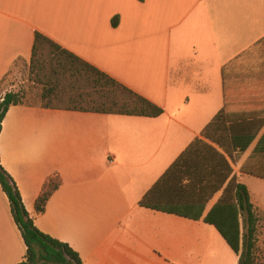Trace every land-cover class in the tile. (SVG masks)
Masks as SVG:
<instances>
[{
	"label": "crops",
	"instance_id": "1",
	"mask_svg": "<svg viewBox=\"0 0 264 264\" xmlns=\"http://www.w3.org/2000/svg\"><path fill=\"white\" fill-rule=\"evenodd\" d=\"M37 33L164 114L11 106L1 163L36 227L84 264H239L214 226L140 203L182 158L178 173L193 177L183 186L218 190L205 216L234 195L232 180L264 213V175L253 174L264 172L255 157L264 127L243 153L231 141L243 122H264V0H0V84L17 65L30 67ZM224 109L230 120L213 124ZM56 175L62 185L39 213ZM173 191L165 201L178 203ZM26 253L0 184V264Z\"/></svg>",
	"mask_w": 264,
	"mask_h": 264
},
{
	"label": "trees",
	"instance_id": "2",
	"mask_svg": "<svg viewBox=\"0 0 264 264\" xmlns=\"http://www.w3.org/2000/svg\"><path fill=\"white\" fill-rule=\"evenodd\" d=\"M113 25H118V19L113 21ZM30 71L43 86L42 99L45 104L39 106L42 108L150 118L164 114V110L156 104L40 33L36 34ZM18 105L31 104L26 103L19 92H9L3 98L0 103V135L10 107ZM223 119L230 120L226 109L217 115L213 124ZM263 127L264 122H243L237 127L239 135L232 137L234 149L242 153L247 151ZM198 142L202 141H197L195 145ZM255 157L264 159V135L257 145ZM183 161L181 158L173 165L143 198L141 206L196 221L203 220L219 231L239 256V264H264L257 255L261 215L251 201L248 187L232 180L227 190L231 189L234 195L231 197L225 194L205 216L207 205L218 190L209 193L204 187L194 188L192 184L183 186L186 181L189 183L193 179L185 173L182 176L178 173ZM263 173L254 171L253 174L260 176ZM0 184L9 198L14 220L27 247L25 259L18 264H84L79 253L68 243L55 239L36 227L25 208L15 180L2 166L1 158ZM61 185L59 175L46 182L36 204L39 213L45 212L47 203ZM170 190L174 192L178 203L165 201Z\"/></svg>",
	"mask_w": 264,
	"mask_h": 264
},
{
	"label": "rangeland",
	"instance_id": "3",
	"mask_svg": "<svg viewBox=\"0 0 264 264\" xmlns=\"http://www.w3.org/2000/svg\"><path fill=\"white\" fill-rule=\"evenodd\" d=\"M42 91L43 86L37 82V77L31 73L30 67L21 63L0 84V103L7 93L19 92L26 103L41 106L45 104L42 99ZM260 215L257 255L260 262L264 263V213H260Z\"/></svg>",
	"mask_w": 264,
	"mask_h": 264
}]
</instances>
